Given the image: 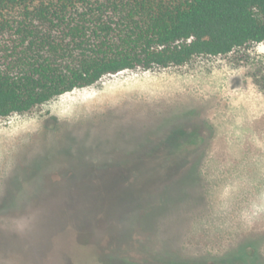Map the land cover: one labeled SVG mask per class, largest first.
<instances>
[{"label": "rangeland", "instance_id": "374dc122", "mask_svg": "<svg viewBox=\"0 0 264 264\" xmlns=\"http://www.w3.org/2000/svg\"><path fill=\"white\" fill-rule=\"evenodd\" d=\"M0 264H264V41L0 118Z\"/></svg>", "mask_w": 264, "mask_h": 264}, {"label": "trees", "instance_id": "16d2710c", "mask_svg": "<svg viewBox=\"0 0 264 264\" xmlns=\"http://www.w3.org/2000/svg\"><path fill=\"white\" fill-rule=\"evenodd\" d=\"M263 41L264 0H0V118L105 75Z\"/></svg>", "mask_w": 264, "mask_h": 264}]
</instances>
